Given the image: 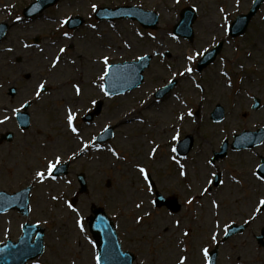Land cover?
<instances>
[{
  "label": "rangeland",
  "instance_id": "1",
  "mask_svg": "<svg viewBox=\"0 0 264 264\" xmlns=\"http://www.w3.org/2000/svg\"><path fill=\"white\" fill-rule=\"evenodd\" d=\"M33 1L0 0V22L11 24L0 43V48L6 50L0 53V120L5 116L11 119L0 124V132H14L13 140L0 147V190L13 193L33 187L28 217L17 210L0 216V242L18 240L25 223H39L45 229V251L27 264H95L96 249L89 243L94 240L88 218L97 206L103 207L115 221L123 248L135 253L137 264H176L177 253L184 247L187 248L184 254L189 257L187 264H204L202 246L208 247L209 252L218 249V264H264V246L258 241L264 228V208L259 213L255 211L258 200L264 197V182L253 175L255 165L264 159V139L252 148L229 149L214 167L206 164L224 140L232 143L244 130L264 127V5L246 34L231 38L219 25L229 27L237 15L250 9L253 0H239V5L236 0H180L179 4L175 0H58L37 15L24 17V8ZM93 3L99 8L131 5L154 11L159 15L158 27L145 29L131 18L99 21L91 9ZM189 6L198 14L192 41L173 34L181 10ZM221 7L225 13L219 11ZM225 14L229 17L227 21L223 20ZM66 17H81L82 23L74 29L68 25L61 27L59 21ZM92 24L96 29L90 27ZM65 31L72 39L62 35ZM36 39L39 40L35 42ZM220 41L224 46L213 64L199 72L198 58L192 62V76L178 75L187 64V55L204 48L210 50ZM25 44L30 47L25 48ZM58 46L67 47L68 52L61 56L58 69H51L49 60L59 54ZM104 55L113 64L135 61L145 55H151L152 61L140 87L109 98L97 87L103 67L99 61ZM73 59L75 65L70 63ZM225 71L228 77L221 75ZM169 80H175L176 86L157 98L155 94ZM38 81H47V91L40 101L33 92ZM76 83L81 86V97L75 95ZM12 86L18 89L13 97L8 94ZM256 98L261 103L257 109ZM92 99L102 101V111L90 122H84V116L95 107L90 103ZM26 102H31V125L22 130L13 109ZM217 104L225 111L220 122L211 118ZM67 106L78 111L76 126L90 143L84 152L80 151L78 138L65 127ZM181 112L183 121L177 119ZM141 119L145 121L143 124ZM109 125L114 127V137L97 142L98 135ZM173 126L180 131V140L193 138L191 151L177 155L187 166V178L179 175V166L170 159ZM93 138L95 144L91 143ZM257 138H245L240 143L252 144ZM151 140L160 146L155 159L149 156L154 147ZM108 148L120 152L121 159L113 157ZM73 152H76L74 159ZM56 154L62 156V163H70L68 173L43 185L36 183L34 171L42 169L45 157ZM136 164L149 172L154 185L151 191ZM210 171L221 174L225 183L224 186L213 183L211 194L202 196L201 185ZM80 173L87 179V190L82 193ZM232 177L240 183H235ZM52 196H59L60 200L53 201ZM193 196L197 199L187 204V199ZM158 198L172 199L180 209L173 212L166 206H156L152 201ZM213 198L222 205L219 217L211 206ZM66 201H74V206L81 210L86 232L81 233L75 227V213L66 207ZM136 203H141L142 208L137 209ZM146 210L152 215L137 224L136 218ZM176 219L181 220V228L191 229L190 237H183L181 229L174 226ZM216 219L220 220V228L214 229ZM231 224L246 227L225 238V225L229 230ZM213 230L219 233V243L210 239ZM178 239L184 240V244L178 246Z\"/></svg>",
  "mask_w": 264,
  "mask_h": 264
},
{
  "label": "snow or ice",
  "instance_id": "2",
  "mask_svg": "<svg viewBox=\"0 0 264 264\" xmlns=\"http://www.w3.org/2000/svg\"><path fill=\"white\" fill-rule=\"evenodd\" d=\"M175 2L177 4L180 3V0H175ZM237 5H239V0H236ZM99 8V5L93 3L91 5V9L93 12H97ZM137 12H140V9L136 10ZM219 11L221 13H225V9L223 7H221L219 9ZM143 14V13H141ZM146 15V14H145ZM17 19L19 20L20 17H17ZM229 19L228 15L225 14L223 15V20L227 21ZM72 20V17H66L63 20L59 21L60 26L63 27L67 24L70 23V21ZM90 27L92 29H96V25L92 24L90 25ZM219 27L225 29V31L230 30L227 24H221L219 25ZM62 35L68 39H72V37L70 36V34L65 31L62 33ZM142 36V34H140ZM175 38V37H174ZM153 39H155V37H153ZM125 45L127 47H131L130 44H128L127 41H125ZM25 48L30 47L28 44L24 45ZM7 51H12V49H7ZM41 52L44 51V49H40ZM68 52V48L67 47H59L58 46V53L57 55H54L50 60H49V64L51 69H58L59 65L62 63L61 60V56L62 55H66ZM209 53V48H204L203 51H199L196 50L194 52H192L191 54L186 56V61L187 64L184 67V70L182 72H179L178 75L180 76H192V73L194 72V68L192 67V62L196 61L198 58H203L205 57L207 54ZM161 53H157V55H160ZM140 60L145 59V57L141 56L139 57ZM103 67L101 68V73L98 75L97 79L99 81H101V83H99L97 85V87L99 88V90L103 93V95L105 97H109L111 98L113 95L116 94V92L119 90V87H122L123 84L121 83L123 80L127 79V76L124 75V70H128V69H132L134 66L129 65L127 63L120 65V64H113L110 62V57L107 55L103 56L102 61H99ZM71 64L75 65L76 61L73 59L70 61ZM241 67H243V65H241ZM176 74L174 73V76ZM222 76L228 77V73L222 72L221 73ZM169 84H172L173 81L169 80L168 81ZM46 84L47 81H38L37 84L35 85L33 92H34V96L36 98L37 101H40L43 99V94L47 91L46 88ZM231 80L229 78L228 81V87H231ZM197 88H201V86L199 84L196 85ZM73 88L75 90V95L77 97H81L82 96V89L79 83L73 84ZM202 90V89H201ZM177 100L180 99L179 96L176 97ZM29 104L31 102H28ZM90 103L95 106L97 101L95 99H92L90 101ZM27 105H23L22 107H26ZM13 112L18 114L21 112V108H15L13 109ZM64 113H65V127L72 133L74 134L79 141V145H80V151L84 152L86 150L89 149L90 147V143L88 141H85L83 136L81 135V130L76 126V120H77V116H78V111L74 110L73 106H67L64 109ZM188 115L191 116L192 112L189 110ZM184 113L181 112L179 113V115L177 116V119L179 121H183L184 120ZM9 119H11V117L9 116H5L3 120H0V124H4L5 122H7ZM145 121L143 119L140 120V123L143 124ZM111 126H106L104 129V132L107 133L109 131V128ZM172 132L174 134L171 135V139H170V144L171 146V155H170V159L175 162L179 167H178V172L179 175L181 177H185L187 178L189 175L187 166L185 163H181L180 159L177 158L178 152H177V147L176 144L179 143L180 141V131L178 129L175 128V126H173L172 128ZM92 144H95V138L92 139L91 141ZM151 145H154V147H151V151L149 153L150 158L155 159L156 157V153L157 150L159 149V144L156 143L155 140H151L150 141ZM107 151H109L113 157H115L117 160L121 159V153L118 152L115 148H108ZM76 156V152H73L72 155V159H74ZM124 159H127L126 157H124ZM184 159H187L186 157ZM46 163L43 165L42 169H37L34 171L33 174V180L38 183L43 185L45 183V181L51 180V181H55L57 179V176L54 174L55 171L58 169V166L62 163V156L60 154H56L54 156H52L51 158L45 157ZM206 164L210 167H214V162L212 160H207ZM136 169L138 170L139 174L142 176L143 180L147 182V187L148 190L151 191L152 188L154 187V185L152 184L151 180H150V174L147 171V169L140 165V164H136L135 165ZM264 171V164H256L255 165V171L253 172V175L255 176V178L258 181L264 182V175H261V172ZM232 179L235 181V183L239 184L240 181L237 180L235 177H232ZM218 183L221 186H224V181L222 179L219 178V175L216 171H210L208 173L207 176H205V181L204 184L201 185V195H209L211 194V188L210 186L214 183ZM68 183H71V181H68ZM208 185V186H205ZM192 185L189 184L188 188L191 189ZM51 199L53 201H59L60 197L59 196H52ZM197 199V197L193 196L187 199V204L191 205L193 204V202ZM0 202H7V196L5 193L0 192ZM66 207L73 213H75L74 216V224L75 227L79 230V232L84 233L86 232V228H85V217L83 216V214L81 213V210L74 206L75 202L74 201H66ZM153 204L156 203V201H152ZM211 206L213 207V209H215V216L219 217L220 216V209L222 207L221 203L218 202L215 198H213L211 200ZM135 207L137 209L142 208V204L141 203H136ZM264 208V197L260 198L258 200V207L255 208V211L257 213H259L261 211V209ZM29 211H31V209H29ZM152 213L151 211H145L144 215L142 216H138L136 218V223L137 224H142L145 217L146 216H151ZM47 221H45L46 223ZM174 226L178 229H181V233L182 236L185 238L190 237L191 235V229L190 228H181V220L180 219H176L174 220ZM100 224L104 225V227H108V225L105 223V221L103 220V218H101L100 220ZM214 229L220 228V220L216 219L214 221ZM223 234L225 236L228 235V228L227 225H225V228L223 230ZM109 235H111V233H109ZM218 235L219 233L216 232L215 230L212 231L210 239L212 242H216L219 243L218 241ZM87 239V237H86ZM89 243L92 244L93 248H96V244L95 242L89 240ZM177 244L178 246L181 244H184V240H177ZM2 251V250H0ZM187 252V248H181L180 251L177 253V258H176V264H187V261L189 259V257L187 255H185L184 253ZM201 252H202V257H203V261L204 264H213V260L209 255V248L206 246H202L201 247ZM117 255V253L114 252V250L112 248H106L103 252V255H101V253L99 251H97L94 255V260H95V264H110V262L115 258V256Z\"/></svg>",
  "mask_w": 264,
  "mask_h": 264
},
{
  "label": "water",
  "instance_id": "3",
  "mask_svg": "<svg viewBox=\"0 0 264 264\" xmlns=\"http://www.w3.org/2000/svg\"><path fill=\"white\" fill-rule=\"evenodd\" d=\"M263 3H264V0H255L251 11L246 15H240L236 19V21L233 22V24L230 27V34L233 36H239V35L243 34L246 31L250 20L257 13V11L259 10V8L261 7V5ZM152 15H153V20L151 23H149V25L146 24L141 18H140V20L143 23H145V25H147V26L155 27L157 22H158V17L155 14H152ZM195 18H196V13L192 9L184 10L182 13V19H181L180 23L175 27V32L178 35H182L186 38L191 39L193 37L192 24H193ZM221 46H222V43H220L213 50L209 51V53L205 57H203V59L199 63V69L200 70L215 60L217 54L221 50ZM150 59H151L150 57H145V59L139 60L136 63H127L129 65L134 66L132 69L124 70V73H123L124 75L128 76V85H127L128 89L138 86L144 80L143 72H144L145 68H147L149 66ZM172 87H173V85L167 86L166 88H164L161 91V94H165ZM223 113L224 112H223L222 108L218 107L213 112L212 117L215 120H219L223 117ZM17 203H21V205H23V207L26 206V200H24L23 198H21L19 196L7 197V202L4 203L5 205L2 206V208L0 207V213L4 210H8L11 206L13 207ZM98 211L99 212L96 211L97 212L96 216L92 220L91 229L94 233V236L96 238L101 239L100 246H99L101 255H103V252L106 248H112L114 250V252L117 253V255L110 262V264H132L133 255H131L129 253H122L121 248H120V244L115 238L116 236L114 234L115 231H114L113 224L108 220L107 216L104 214V212L102 210H98ZM24 212L25 213L28 212L27 208L25 209ZM101 218H103L105 223L108 225L107 228L104 227V225L100 224ZM30 228H36L37 229V227H30ZM242 229H243V227L237 228V230H242ZM34 231L35 230H29L26 233V235H24L23 239L21 240L20 244H18V245L13 244L10 246H8V245L1 246L0 250H2V251H0V264H17V262L20 259H21V262L22 261L24 262V260L26 258H28V256L30 255L29 253H27V255H26V253L24 252L23 255L21 254L19 259L15 262V261H12V259H10L11 257H10L9 251L13 248L18 247L19 245H21L23 243L26 245L25 246L26 251H28L29 247L31 246L30 240H31V237H32ZM38 231H39V238L38 239L40 241L41 236H42V231H40V230H38ZM109 233H111V235H109ZM215 254L216 253H213V258H215V256H216ZM102 264H103V261H102Z\"/></svg>",
  "mask_w": 264,
  "mask_h": 264
}]
</instances>
